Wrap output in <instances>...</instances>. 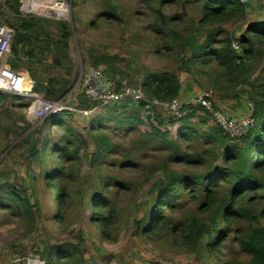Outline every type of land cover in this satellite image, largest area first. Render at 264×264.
I'll use <instances>...</instances> for the list:
<instances>
[{
  "label": "rangeland",
  "instance_id": "374dc122",
  "mask_svg": "<svg viewBox=\"0 0 264 264\" xmlns=\"http://www.w3.org/2000/svg\"><path fill=\"white\" fill-rule=\"evenodd\" d=\"M42 1L45 7L29 11L22 7L19 0H0V24L14 27L21 19L39 17L64 22L71 32L67 51L71 63L69 81L66 90L56 97H45L35 91L33 79L37 77L41 84H46L49 77L65 76V69L57 70L35 59H15L11 55L8 59L9 67L29 81L30 93L33 96L19 98L0 92V95L4 96L0 97V264H45V261L41 260L43 250L48 245L63 243L78 247L79 264H222L225 260L249 263L250 257L241 251L239 239L250 227H264L262 193L261 197L257 193L258 197L253 201L245 198L235 206V210L240 213L239 217L230 220L226 240L212 250L205 247L207 241H202L194 250H190L180 237L171 232L172 225L156 237L146 238L138 235L137 223H148L145 207L146 202L150 200L151 190L158 183L166 181L163 173L164 161L167 162L166 167L169 170L177 172L195 174L206 169L205 165L192 167L178 165L175 160L168 162L166 158L171 150H159V144L149 140L151 125L158 127L157 122L161 121L159 129L170 131L172 137L178 131L186 133L192 140L187 142L179 140L180 154L193 158L199 153L202 158L211 161L206 152L210 144L205 143L202 136L218 127L212 115L200 109L192 112L188 122L196 129L197 135L193 139L188 130L181 128V123L178 122L175 127L169 126L167 119L171 114L169 109L164 107L144 106L139 109L138 102L129 98L110 104L99 102L90 110L76 109L71 105L72 99L81 90L85 91L92 85L96 77H102L105 70L103 65L97 68L91 66L87 50L94 48L119 58L118 65L124 75L119 87L116 82H110L111 90H136L133 85L149 74L175 72L181 84L178 101L206 96L214 109L234 120L251 113L252 105L248 94L242 90L245 86L227 84L219 80L222 79L219 77L221 83L216 85L207 77L191 75L182 68L183 52L179 54L177 49L166 50L160 36L151 30L153 27L162 29L165 33L174 30L186 36L189 30H191L189 34L194 36L200 32L204 34L205 31L214 30L209 26L199 25L200 8L192 2L175 0L162 7V18L157 17L150 8L151 6L157 8L158 0H115L121 6V10L115 18H107L98 14L108 8L112 0H80L74 7H71L70 0H63L68 4V12L64 16H58L51 9L49 2ZM17 3L18 8L15 10L13 5ZM250 3L251 7L247 10L245 19L219 23V28L237 38L250 20L264 18V0H251ZM87 13L95 16H87ZM92 17H95L93 26L90 23ZM75 19H78L79 23H75ZM48 29L53 33L56 31L53 27ZM170 39L168 36V42H171ZM255 62L254 74L249 80L256 75L264 76V48ZM257 83L255 85H258ZM24 87L28 88V84ZM257 89L261 90L259 86ZM93 99L100 101L97 96ZM48 100L59 101L73 110L63 111L66 112L65 116H57L59 114L57 113L36 117L34 101L37 103ZM23 103L28 106H23ZM115 113L119 115L139 113L140 122L135 127L108 123L102 128V132L106 133L109 141L116 146L104 155L103 167L99 168L92 165L90 159L91 154L96 151L90 129L97 128ZM186 113L189 112L182 111L181 116ZM47 117H50V120L45 124ZM19 119L28 122L29 127L17 139H10V132L19 131L15 124ZM58 119L72 130L74 136L81 139L78 159L68 160L66 163L55 161V150L64 145V140L68 139L69 135L66 128L55 124ZM37 127H40L39 135L34 142L37 156L33 161L26 160L24 156L26 149L22 151L23 148L18 143L22 137ZM233 140L229 144H234ZM125 157L131 159L132 164L126 162ZM124 162L126 165L121 167ZM213 162L219 165L221 163L220 160ZM58 165L66 171L60 178L61 185L67 192L62 221L55 217L58 212L54 184L58 179H54V175ZM45 172L48 173V180L43 177ZM106 177L118 181L120 186L105 188ZM7 183L22 190L28 197L35 212L34 221L27 220L18 204L11 202L7 197L1 188ZM102 195H107L112 200L109 208L104 211L105 215H108V210L112 213V218L107 221L109 224L105 226L93 222L91 218L93 205ZM202 197L200 191H197L195 197L188 191L181 190L180 195L173 198L179 206L175 212L170 213V216L177 222L193 216L205 220L208 214L206 212L199 214L201 213L199 206L203 203ZM216 197L219 201L223 198L228 200L229 186L219 187ZM241 208L247 214L243 215ZM225 223H221V227L224 228Z\"/></svg>",
  "mask_w": 264,
  "mask_h": 264
},
{
  "label": "trees",
  "instance_id": "16d2710c",
  "mask_svg": "<svg viewBox=\"0 0 264 264\" xmlns=\"http://www.w3.org/2000/svg\"><path fill=\"white\" fill-rule=\"evenodd\" d=\"M78 1L80 0H70L71 7L77 6ZM173 1L175 0H158V7L151 6L150 8L157 17H162V7ZM185 2H192L200 8V26H209L214 30L205 31L204 34L200 32L196 36L189 34L191 30L188 31L187 36L174 30L165 33L162 29L156 27L151 30L160 36L166 50L174 51L177 49L179 54L183 52L181 56L183 60L182 68L191 75L196 74L207 77L216 85L221 83L219 80H222L227 84L233 83L234 85L245 86L242 90L247 92V97L252 105V124L239 139L233 140L234 144H229L232 139L225 135L219 127L211 133L203 134V141L210 144V148L206 152H208V158L212 159L211 161L202 158L199 153L193 158L184 157L180 154L179 140L186 142L192 140L186 133L178 131L172 137L170 131L159 129V125L162 124L161 121L157 122L158 127L151 125V133H148L151 135L149 140L158 143L159 150H171L170 155L166 158L168 162L175 160L178 165L185 164L192 167L205 165L206 169L195 174L185 173L184 171L177 172L169 170L166 167L167 162L164 161L163 173L166 176V181L158 183L151 190L150 200L146 202L145 207L148 223H137V230L138 235L152 238L159 236L172 225L170 227L171 232L180 237L190 250H194L202 241H207L205 247L212 250L221 246L223 241L226 240L230 229L228 227L230 220L239 217L240 213L235 210V206L245 198L253 201L255 197H258L257 193L259 197L264 194V76L256 75L249 80L254 74V63L258 61L264 48V18L250 20L245 24L239 37L233 38L231 34L221 30L218 24L245 19L247 10L251 7V0H245L244 2L241 0H185ZM13 7L16 10L18 3ZM120 10L121 6L115 0H112L111 5L98 15L115 18ZM87 16H95V14L87 13ZM90 21L92 26L95 25V17H92ZM75 23H79L78 19H75ZM48 27H53L56 31L53 33ZM12 28L14 37L11 44V56L15 59H35L37 62L39 61L43 65L57 70L65 69V76L61 78L49 77L46 84H41V80L35 77L33 79L34 90L45 97H56L64 92L71 69L67 53L68 39L71 36L69 26L64 22L30 17L21 19L20 23ZM168 36L171 37V42H168ZM233 43L237 45V48H233ZM87 53L92 67L97 68L99 65L105 67L102 74L105 81H114L119 87V82L124 75L118 65L119 58L116 55L94 48L88 49ZM218 77L222 79L218 80ZM256 82H258V85H255ZM133 86L140 90L147 99L168 102L177 99L181 84L175 72H165L149 74L143 79H139ZM258 86L261 90L257 89ZM233 96L237 97L235 94ZM0 97L4 96L0 95ZM204 98L208 100L206 96ZM98 103L99 101L88 96L84 90H81L71 101L74 108L81 110H90ZM22 105L28 106L26 103ZM144 106V102H138L139 109ZM197 109L202 110L200 107H185L183 111L189 113L176 119H173L170 115L171 118L167 119L169 126L175 127V124L181 123V128L188 130L194 139L197 135L196 129L188 120L192 112ZM65 115L66 112H60L57 116ZM49 118L45 119V124L49 122ZM139 122V113H128L127 115L115 113L97 128H91L92 142L96 149L90 157L92 165L102 168L104 155L116 146L109 141L106 133L102 132V128L106 124L119 123L135 127ZM15 124L19 131L10 132V139H17L29 127V123L23 119L15 121ZM55 124L69 131L68 139L64 140V145L55 150V161L66 163L68 160L78 159L82 143L79 140L81 139L74 136L72 130L65 127L61 120H56ZM39 130L40 127H37L35 130L28 132L18 143L23 148L22 151L26 149L24 155L26 160L33 161L36 159V148H34L36 145L34 142L39 135ZM125 160L130 164L133 162L128 157H125ZM213 160H220V165L215 164ZM126 162L121 167L125 166ZM47 172L43 174V177L47 178ZM65 172L63 167L58 165L54 175V179H58V182L54 184V192L58 212L55 217L59 221L64 219L67 202L66 188L61 185L62 182L60 181ZM225 185L230 188V197H228V200L223 198L219 201L216 197L217 189ZM111 186L119 187L120 183L106 177L104 187L108 189ZM1 188L4 189L11 202L18 204L21 213L27 220H35V212L31 202L22 190L8 183ZM181 190L188 191L189 194H193L195 197L197 191L201 192L203 203L199 206L201 210L199 214L206 212L208 216L205 220L193 216L177 222L170 216V213L175 212L179 206V203L174 202L173 198L178 197ZM110 201L112 200L107 195H102L94 203L91 215L93 222L100 223L102 226L109 224H107V221L112 218V213L108 210V215H105L104 211L109 208ZM241 212L243 215L247 214L242 208ZM224 222L226 223L223 228L221 223ZM239 245L241 251L250 257V262L225 260L222 264H264V227H250L248 232L239 239ZM48 248L50 251H47ZM79 253L78 247L73 244L48 245L41 254V260L45 261V264H79L80 258L77 257Z\"/></svg>",
  "mask_w": 264,
  "mask_h": 264
},
{
  "label": "built area",
  "instance_id": "2783aa9c",
  "mask_svg": "<svg viewBox=\"0 0 264 264\" xmlns=\"http://www.w3.org/2000/svg\"><path fill=\"white\" fill-rule=\"evenodd\" d=\"M243 1V0H241ZM22 7L32 11L37 7H45L43 1L39 0H19ZM40 2V3H39ZM45 2V1H44ZM50 3L51 9L58 16H64L68 12V4L63 0H46ZM14 37V30L4 24H0V92L11 94L19 98H29L33 96L30 93L31 86L29 81L22 75L18 74L9 67L8 59L11 55V44ZM233 48H237L235 43L232 44ZM25 84H28V88H25ZM111 83L105 81L101 76L96 77L94 83L87 87L85 93L94 98H99L100 104L115 103L123 98H129L135 102H144L146 108L153 106L164 107L169 109L173 119L181 117V113L185 107H200L202 111L212 115L217 126L222 132L231 139H239L252 124L251 113L247 116L234 120L232 117L224 114L212 107L210 101L203 97H191L186 101H178L173 99L168 102L159 101L155 99H147L138 89L124 91L111 90ZM34 114L36 117H45L51 114H57L63 111H72L71 107L63 105L61 102L53 101H40L33 103ZM252 111V110H251Z\"/></svg>",
  "mask_w": 264,
  "mask_h": 264
}]
</instances>
